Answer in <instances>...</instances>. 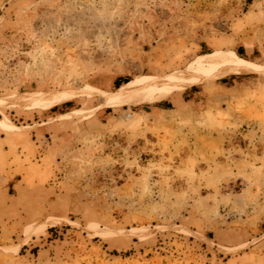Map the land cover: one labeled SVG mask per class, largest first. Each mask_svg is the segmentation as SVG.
Returning <instances> with one entry per match:
<instances>
[{
  "label": "rangeland",
  "instance_id": "374dc122",
  "mask_svg": "<svg viewBox=\"0 0 264 264\" xmlns=\"http://www.w3.org/2000/svg\"><path fill=\"white\" fill-rule=\"evenodd\" d=\"M0 100V264H264V0H0Z\"/></svg>",
  "mask_w": 264,
  "mask_h": 264
},
{
  "label": "bare ground",
  "instance_id": "6f19581e",
  "mask_svg": "<svg viewBox=\"0 0 264 264\" xmlns=\"http://www.w3.org/2000/svg\"><path fill=\"white\" fill-rule=\"evenodd\" d=\"M260 69L261 68L258 65H255L251 62L242 60L240 58L231 55L229 56L227 55L222 58L221 57L213 58L209 60L198 59L191 64L190 68L184 74H181L179 76L173 75L169 78L166 77V79L163 80L151 79L141 82L139 84L137 83V85L133 87L131 92L134 91L137 92V96H135V98L138 99L144 97L148 93L158 92L161 89L167 88L169 86H174L178 84H187V85L197 84L201 82L203 79H208V78L219 80L231 75L234 76L250 75L260 71ZM70 97H71L70 93H65V92L58 93V95L53 96L49 100L48 105L52 106L58 104L62 101L69 99ZM35 99L37 100V98ZM2 105L3 103L0 100V106ZM52 223H53L52 221L49 222V224Z\"/></svg>",
  "mask_w": 264,
  "mask_h": 264
},
{
  "label": "trees",
  "instance_id": "16d2710c",
  "mask_svg": "<svg viewBox=\"0 0 264 264\" xmlns=\"http://www.w3.org/2000/svg\"><path fill=\"white\" fill-rule=\"evenodd\" d=\"M232 76H227V78H231ZM53 230V228H48L47 229V231H52ZM24 249V246L21 248V250H23ZM111 253L112 254H116V252L115 251H111Z\"/></svg>",
  "mask_w": 264,
  "mask_h": 264
},
{
  "label": "crops",
  "instance_id": "0c3cea01",
  "mask_svg": "<svg viewBox=\"0 0 264 264\" xmlns=\"http://www.w3.org/2000/svg\"><path fill=\"white\" fill-rule=\"evenodd\" d=\"M176 92V91H175Z\"/></svg>",
  "mask_w": 264,
  "mask_h": 264
}]
</instances>
